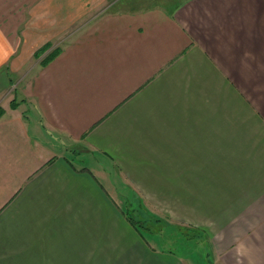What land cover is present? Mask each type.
<instances>
[{
  "label": "crops",
  "instance_id": "obj_1",
  "mask_svg": "<svg viewBox=\"0 0 264 264\" xmlns=\"http://www.w3.org/2000/svg\"><path fill=\"white\" fill-rule=\"evenodd\" d=\"M48 1L0 38V264H189L130 198L264 264V0Z\"/></svg>",
  "mask_w": 264,
  "mask_h": 264
},
{
  "label": "rangeland",
  "instance_id": "obj_2",
  "mask_svg": "<svg viewBox=\"0 0 264 264\" xmlns=\"http://www.w3.org/2000/svg\"><path fill=\"white\" fill-rule=\"evenodd\" d=\"M133 1L134 0H123V1L118 0L116 3L122 4V2H126L127 4L126 3L123 4L131 7L134 5L140 6L139 2H142L145 5H150L152 3H155L157 0H138L139 2L138 3L135 2L134 5L132 4ZM48 2H49L48 0H0V38L17 39L18 37H21L24 21L29 20L31 22L33 21L37 22L39 20L38 16H40V14L38 13L37 10L34 9H36L39 4H46ZM52 42H54V40H52ZM49 52L50 50L47 51V53ZM47 53L44 52L42 56H44ZM39 60L40 59L36 58L33 53L32 62H31L32 68L39 67L38 66ZM18 79H20V76L13 77L12 83L15 80L18 82L19 81ZM15 98L17 101H19L18 95ZM77 164L82 165V163H79L78 161ZM99 179L107 188V182L103 181V179L100 177ZM111 183L113 185H117V188L119 189L120 192L128 193L131 191L129 188L126 191V188L123 187L119 175L116 174L112 175ZM111 191H112V196L115 197V195L117 194L116 190H111ZM130 199H128V201L123 202L126 205V209L128 208L127 215L134 220L140 219V216H143L146 219L141 222L139 221L140 223L134 221V223H137L136 226L146 225V227L150 228V230L153 232H156L158 228L159 230H161V226H163V229L160 231L161 234L160 239L162 238L164 242L161 244L158 243L156 246L157 249L170 250L176 256H181L185 258L189 264H214L212 257L213 251L208 246L209 240L200 236V233L197 230L189 229L184 226L182 227L180 225H176V226L180 227L181 229L175 228L172 230L170 229V226H167L168 228L164 226L165 222L159 223L160 225L154 224V221L149 220L150 217L143 213L141 206L135 205L134 200L133 202H131ZM144 232H146V230H144ZM145 238L148 239L147 236H145ZM151 242L152 240H150V243ZM149 245L151 246V244Z\"/></svg>",
  "mask_w": 264,
  "mask_h": 264
},
{
  "label": "trees",
  "instance_id": "obj_3",
  "mask_svg": "<svg viewBox=\"0 0 264 264\" xmlns=\"http://www.w3.org/2000/svg\"><path fill=\"white\" fill-rule=\"evenodd\" d=\"M50 47V44L47 43L43 46H41L40 48H38L35 52H34V56L36 58H39V56H41L48 48ZM58 52L57 49H53L50 50L49 53L45 54L41 59H40V64L41 65H46L54 56L55 54ZM15 100H12L10 102L11 106H14L16 104V102H14ZM3 110L2 108H0V115L2 114Z\"/></svg>",
  "mask_w": 264,
  "mask_h": 264
}]
</instances>
